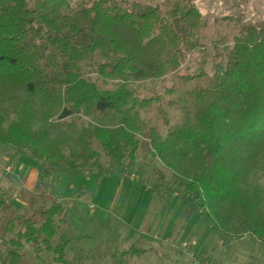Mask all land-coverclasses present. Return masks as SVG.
<instances>
[{"label":"trees","instance_id":"trees-1","mask_svg":"<svg viewBox=\"0 0 264 264\" xmlns=\"http://www.w3.org/2000/svg\"><path fill=\"white\" fill-rule=\"evenodd\" d=\"M196 1L0 0V147L32 159L40 183L131 174L143 151L151 194L183 199L221 246L264 248V19L206 29ZM68 211L0 217V264L28 248L33 264H70Z\"/></svg>","mask_w":264,"mask_h":264},{"label":"rangeland","instance_id":"rangeland-1","mask_svg":"<svg viewBox=\"0 0 264 264\" xmlns=\"http://www.w3.org/2000/svg\"><path fill=\"white\" fill-rule=\"evenodd\" d=\"M196 4L206 29L211 28L214 18L223 15L264 19V0H197ZM165 82L162 79L157 88ZM143 154L138 152L131 174L99 178L92 174L68 177L57 172L40 183L32 159L24 153L14 154L12 147H0V188L7 191L11 205L0 217L18 213L37 218L38 208L61 202L69 210L61 231L70 237V264L77 256L81 264H264L260 242L245 235L221 246V239L207 231L201 216L191 213L183 199L160 200L151 194L136 170L146 168ZM150 173L148 168L147 175ZM134 245L144 253L121 255L122 250ZM26 254L24 264H33L29 248Z\"/></svg>","mask_w":264,"mask_h":264},{"label":"crops","instance_id":"crops-1","mask_svg":"<svg viewBox=\"0 0 264 264\" xmlns=\"http://www.w3.org/2000/svg\"><path fill=\"white\" fill-rule=\"evenodd\" d=\"M160 199V198H159ZM160 200H162V199H160Z\"/></svg>","mask_w":264,"mask_h":264}]
</instances>
